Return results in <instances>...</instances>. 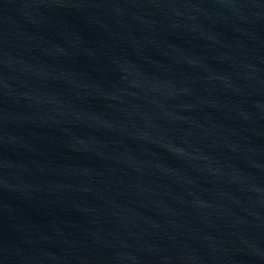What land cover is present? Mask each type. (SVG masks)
Instances as JSON below:
<instances>
[{"label": "water", "instance_id": "water-1", "mask_svg": "<svg viewBox=\"0 0 264 264\" xmlns=\"http://www.w3.org/2000/svg\"><path fill=\"white\" fill-rule=\"evenodd\" d=\"M0 264H264V0H0Z\"/></svg>", "mask_w": 264, "mask_h": 264}]
</instances>
